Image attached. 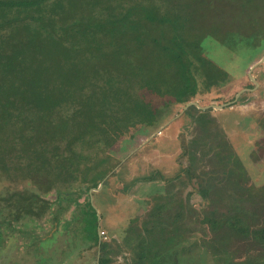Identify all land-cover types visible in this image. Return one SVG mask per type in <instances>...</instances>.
<instances>
[{"label": "trees", "instance_id": "trees-1", "mask_svg": "<svg viewBox=\"0 0 264 264\" xmlns=\"http://www.w3.org/2000/svg\"><path fill=\"white\" fill-rule=\"evenodd\" d=\"M189 1L0 0V184L7 186L0 215L38 220L55 206L58 222L64 205L44 196L78 179L77 198L87 202L68 229L79 220L81 240L97 245L95 264L123 256L120 242H104L98 234L102 217L89 191L107 171L88 167L89 147L116 145L126 126H157L167 105L195 96L194 79L182 64L187 56L178 47L182 32L189 53L201 60L197 39L213 36L222 44L227 34L195 28L185 15ZM124 2L137 5L126 18ZM162 6L167 21L160 23ZM206 71L217 80L212 68ZM183 117L189 120L185 130L191 129L189 139H180L188 164L183 173L202 205L192 204L191 192L154 199L143 215L153 226L132 225L124 235L140 237L144 264H208L191 255L199 250L211 264H264V184L250 182L212 109L190 106ZM13 210L15 217L9 216Z\"/></svg>", "mask_w": 264, "mask_h": 264}, {"label": "rangeland", "instance_id": "rangeland-1", "mask_svg": "<svg viewBox=\"0 0 264 264\" xmlns=\"http://www.w3.org/2000/svg\"><path fill=\"white\" fill-rule=\"evenodd\" d=\"M135 6L133 3H123L121 9L127 12L124 18L130 15ZM163 8L160 9L162 16L157 20L160 23L167 21V13H164ZM185 15L202 32H214L216 29L227 34L222 45L211 38L213 36L206 40L197 39L202 48V61L189 53V48H186L188 38L182 32V41H179L182 45L178 47L184 51V57L187 56L182 64L186 65V73H191L196 86L193 92L195 96L189 103H196L202 108L217 107L210 108L212 115L219 121L231 144H234L233 148L247 170L250 182L256 186L262 185L264 61L261 60L264 49L261 51V47L264 42V0H190ZM162 38L167 39L166 36ZM105 42L111 44L107 39ZM203 62L209 68L204 70ZM211 68L217 80L212 79V73H207L206 70ZM249 74L254 81L249 79ZM207 76H211L210 79ZM183 78V89H188L186 86L189 82L185 76ZM243 89L249 91L241 93L235 103L224 107L222 112L219 107L232 102L234 96ZM160 101L163 105L164 102ZM160 101L157 100L158 109L164 108ZM187 101L186 97L183 102H173L162 109L164 115L157 126L147 129L126 126L116 145L110 148L102 144L89 147L88 167L93 169L97 165L95 171H107L102 182L104 189L92 193L90 191L93 189L89 191L90 204L97 218L99 215L102 217L98 234L104 242L113 245L115 241L120 242L123 250L124 258L121 255L112 264H125V259L128 264H144L140 237L132 233L124 235V231L132 225L145 231L153 226L152 223L143 222V215L153 206L154 199H169L191 192L194 194L191 197L192 204L196 208L202 205L195 192V183L183 173L188 164L181 156L180 139H189L191 132V129L185 130L189 120L183 117L185 107L189 104ZM226 129L231 135L227 134ZM79 182L77 179L67 189L44 196L51 203L58 198L60 204L65 206L61 214L57 215L58 222L53 220L55 206L49 209L53 214L48 212L38 220L25 218L17 222L6 217V212L0 215V264H95L97 245L81 240L79 220L70 229L67 226L75 215L79 217L81 209L85 210V196L77 198ZM6 187L4 183L0 184V192H4ZM75 200L80 203L78 209ZM11 215L15 217L14 210L10 212ZM75 232L80 234L76 237ZM191 255L195 259L204 258L211 264L202 250Z\"/></svg>", "mask_w": 264, "mask_h": 264}, {"label": "water", "instance_id": "water-1", "mask_svg": "<svg viewBox=\"0 0 264 264\" xmlns=\"http://www.w3.org/2000/svg\"><path fill=\"white\" fill-rule=\"evenodd\" d=\"M263 61H264V57L262 58L261 62H263ZM250 79L253 81V78H252V77H250ZM246 91H249V89H243V90H241V91L237 94L236 97H239V95H240L241 93L246 92ZM236 99H237V98H236ZM236 99H235V100H236ZM233 103H234V102H233ZM227 105H229V104H227ZM227 105H221L219 108L222 109V108L226 107ZM190 106H195V107H197L198 109H200V110H202V111L208 110V109H210V108H213V109L217 108V107H215V106H209V107H204V108H202V107H199V106H198L197 104H195V103H189V104L186 105L185 109H187V108L190 107ZM102 184H103V183H101V184L98 186L97 189H93V190H91L90 193H92V191H97V190L101 189V188H102Z\"/></svg>", "mask_w": 264, "mask_h": 264}, {"label": "crops", "instance_id": "crops-1", "mask_svg": "<svg viewBox=\"0 0 264 264\" xmlns=\"http://www.w3.org/2000/svg\"><path fill=\"white\" fill-rule=\"evenodd\" d=\"M254 40L257 41V42L260 41V40H258V39H254ZM260 42H261V41H260ZM218 43H219V42H218ZM262 44H263V46L261 47L262 49L260 48L261 51H263V49H264V42H262ZM221 45H222V44H221ZM257 54H258V53H257ZM255 55H256V54H255ZM250 77H252L251 74H249V79H250ZM250 80H251V79H250ZM251 81H252V80H251ZM253 81H254V79H253ZM238 93H239V92H238ZM238 93H237V94H238ZM237 94H236V96H237ZM236 96H234V100H233L232 102H230V103H226V104H224V105L229 104V105H227V106H230V105L234 104L235 101H236L235 99L238 98V97H236ZM233 102H234V103H233ZM227 106H226V107H227ZM238 106H239V105H238ZM238 106H237V107H238ZM231 107H232V106H231ZM233 107H234V106H233ZM240 107H243V106L240 105ZM240 107H238V108H240ZM234 108H235V107H234ZM222 112H224V108H222ZM226 130H227V129H226ZM226 132H227L228 135H231V133H229L228 130H227ZM233 133H234V134H237L235 131H233ZM237 135H238V134H237Z\"/></svg>", "mask_w": 264, "mask_h": 264}]
</instances>
